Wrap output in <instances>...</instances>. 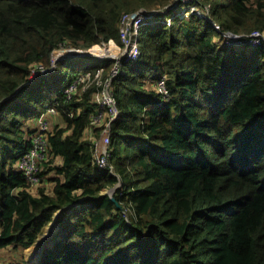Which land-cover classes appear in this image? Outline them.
Masks as SVG:
<instances>
[{
	"label": "trees",
	"instance_id": "1",
	"mask_svg": "<svg viewBox=\"0 0 264 264\" xmlns=\"http://www.w3.org/2000/svg\"><path fill=\"white\" fill-rule=\"evenodd\" d=\"M200 1L211 20L185 15L180 0H0V248L25 250L52 228L36 257L6 264H264V45L223 37L264 30V0ZM139 7L172 23L147 19L142 55L122 61L101 166L106 124L93 127L91 114L112 60L104 72L53 65V51L120 43L122 14ZM85 70L92 81L68 99ZM50 107L65 121L41 171L55 176L32 188L17 168L30 146L22 126Z\"/></svg>",
	"mask_w": 264,
	"mask_h": 264
},
{
	"label": "built area",
	"instance_id": "2",
	"mask_svg": "<svg viewBox=\"0 0 264 264\" xmlns=\"http://www.w3.org/2000/svg\"><path fill=\"white\" fill-rule=\"evenodd\" d=\"M182 5L186 8L185 15L197 14L200 17H206L211 20V14L208 8L200 5V0H180ZM196 1V4H191ZM153 18L157 21L171 25L172 17L165 9L159 10H147L145 8L138 9L136 11L124 12L120 18L119 30L121 41L118 43L114 39H110L108 42H104V49L94 50L89 49L92 55L103 59H111L114 63L111 65L109 73L106 76L101 75L98 85L101 87L100 91L96 94L97 108L91 114V124L93 127L106 124L101 139L97 142L96 148V160L101 166L108 164V158L111 155L110 150V135L109 129L112 121L118 116L119 108L117 98L113 89V80L115 77L122 73V61L130 60L136 61L142 55V50L139 42L140 28L147 19ZM213 22L215 28L221 30L219 23ZM224 42L227 46L233 47H258L264 45V30L256 29L250 33L237 34L230 31H224ZM73 47L62 46L61 48L53 51V65L56 63V58L67 54ZM63 49L65 51L61 54H56L57 50ZM39 68L43 72H49L51 68L44 65H39ZM54 68V66H53ZM52 68V69H53ZM100 71H104V66L100 67ZM93 72L89 70L77 72L74 75L72 81L64 89V93L68 99H72L79 93V87L81 84H86L88 81H92ZM160 91L164 95L168 96L169 92L165 83V77L163 79H156ZM47 114H58L56 107H50L39 117H46ZM48 120H45L41 127L35 132H29L30 146L25 153L18 159L17 168L25 175L27 183L30 187L35 188L40 184H43L44 178H42L41 171L45 162L50 160L52 153V145L50 142V136L52 135Z\"/></svg>",
	"mask_w": 264,
	"mask_h": 264
},
{
	"label": "rangeland",
	"instance_id": "3",
	"mask_svg": "<svg viewBox=\"0 0 264 264\" xmlns=\"http://www.w3.org/2000/svg\"><path fill=\"white\" fill-rule=\"evenodd\" d=\"M148 1V0H147ZM191 4H196V1L192 2ZM202 5V3L200 4ZM144 7V6H142ZM139 9H141V7H139ZM104 42H108V41H104ZM104 42H99L98 44L94 45L91 49L94 50H102L104 49L103 44ZM65 51H63V49L57 50L55 52L56 54H61L64 53ZM69 64H78V65H83V66H87L88 64H94V65H102L104 63V59L100 58V57H96L94 55H84V56H79V57H71L68 58ZM114 63V61H112V64ZM105 71V69H104ZM103 71V72H104ZM80 90V87H79ZM80 92V91H79ZM50 119V127L52 129H54V125L58 124L59 126H64L65 125V121L63 119V117H61L60 114H56L53 116H46V117H31L26 123L23 124L22 128L24 130H26L28 133L29 132H35L37 131L41 125L43 124V122L45 120H49ZM92 130V129H91ZM91 130H88L87 132L93 137V132ZM48 176H55V173L52 172L50 173ZM48 176L44 177V183L48 184ZM50 190V189H49ZM47 231V230H46ZM45 231V233H46ZM48 235V233H46ZM42 236L39 237L38 240H36V242L29 248L27 249H16V248H12V247H7V248H0V264H6L7 262L10 261H19L22 260L23 258H28L30 259V256H37L35 255L38 251H39V244L40 241L42 240ZM53 239H51L52 241ZM33 253V255H32ZM31 254V255H30Z\"/></svg>",
	"mask_w": 264,
	"mask_h": 264
},
{
	"label": "water",
	"instance_id": "4",
	"mask_svg": "<svg viewBox=\"0 0 264 264\" xmlns=\"http://www.w3.org/2000/svg\"><path fill=\"white\" fill-rule=\"evenodd\" d=\"M84 55H92L90 51L88 50H78V49H72L70 50L67 54L61 56V57H57V59H60V58H70V57H79V56H84ZM111 126V125H110ZM110 130V129H109ZM120 184L118 183L116 186H114L112 189H111V193L116 190V188L119 186ZM114 198V197H113ZM115 199V198H114ZM119 205V204H118ZM51 229L52 228H47L46 230V233H48V235L46 233H44L42 235V238L44 240V242H46L48 240V238L50 237L51 235ZM43 249V248H42Z\"/></svg>",
	"mask_w": 264,
	"mask_h": 264
},
{
	"label": "clouds",
	"instance_id": "5",
	"mask_svg": "<svg viewBox=\"0 0 264 264\" xmlns=\"http://www.w3.org/2000/svg\"><path fill=\"white\" fill-rule=\"evenodd\" d=\"M140 30H141V28H140ZM140 35V34H139ZM139 42H140V40H139ZM72 49H78V50H85V49H79V48H72ZM72 49H70V50H72ZM86 50H88L89 51V49H86ZM60 59H64V58H60ZM58 60V59H57ZM57 60H56V62H57ZM113 61V60H112ZM102 66H104L103 64H102ZM101 66V67H102ZM42 115V114H41ZM40 116V115H39ZM39 116H37V117H39Z\"/></svg>",
	"mask_w": 264,
	"mask_h": 264
},
{
	"label": "crops",
	"instance_id": "6",
	"mask_svg": "<svg viewBox=\"0 0 264 264\" xmlns=\"http://www.w3.org/2000/svg\"><path fill=\"white\" fill-rule=\"evenodd\" d=\"M103 64H104V63H103ZM58 114H59V113H58ZM48 115H49V116H53V115H56V114H47V116H48ZM48 123H49V125H50V123H51V122H50V119L48 120Z\"/></svg>",
	"mask_w": 264,
	"mask_h": 264
},
{
	"label": "bare ground",
	"instance_id": "7",
	"mask_svg": "<svg viewBox=\"0 0 264 264\" xmlns=\"http://www.w3.org/2000/svg\"><path fill=\"white\" fill-rule=\"evenodd\" d=\"M43 243H44V240L42 239V240L40 241L39 248L42 246Z\"/></svg>",
	"mask_w": 264,
	"mask_h": 264
}]
</instances>
